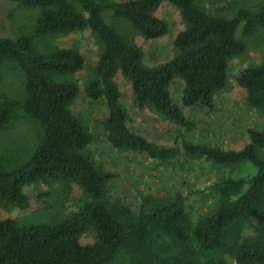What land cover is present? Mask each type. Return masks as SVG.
<instances>
[{
  "label": "trees",
  "instance_id": "obj_1",
  "mask_svg": "<svg viewBox=\"0 0 264 264\" xmlns=\"http://www.w3.org/2000/svg\"><path fill=\"white\" fill-rule=\"evenodd\" d=\"M25 8L40 9L31 33L17 37L0 36V63L14 60L25 76L23 100L0 98V129L20 108L36 119L42 137L30 157L18 167L0 166V199L22 204L24 186L39 178L72 181L87 195L83 205L62 220L50 223L19 224L0 217V264H107L125 249L141 264H264V159L257 148L264 146V131L247 128V141L240 149H222L183 141L191 157L220 165L241 161L254 166L252 174L224 177L211 188L219 204L193 220L181 197L158 205L140 207L124 216L108 206L106 186L113 173L94 164L84 150L91 135L70 109L80 92L75 80L57 77L80 71L85 60L74 47H57L38 52L35 37L65 34L89 29L102 44L94 67V77L85 84L87 99L101 101L106 108L102 119L108 144L117 149L165 160L173 148L163 147L131 129L126 108L114 76L126 77L137 108L153 106L184 130L193 127L186 109L214 107V94L228 78V62L241 54L245 43L237 35L250 34L256 25L263 29L264 6L256 11L240 8L234 15L210 14L199 0H9ZM163 2L180 12L184 27L173 40L177 49L162 64L142 65L143 50L127 43L103 14L128 20L147 38H159L169 30L168 22L154 14ZM182 82L179 100L171 85ZM248 103L264 107V61L246 66L236 75ZM95 230L92 243L80 238L89 228ZM172 243L169 251L165 241Z\"/></svg>",
  "mask_w": 264,
  "mask_h": 264
},
{
  "label": "rangeland",
  "instance_id": "obj_2",
  "mask_svg": "<svg viewBox=\"0 0 264 264\" xmlns=\"http://www.w3.org/2000/svg\"><path fill=\"white\" fill-rule=\"evenodd\" d=\"M71 1L80 9L75 0ZM197 3L210 14L227 17L234 15L240 8L256 11L264 6V0H199ZM39 12L37 7L25 8L9 0H0V36L17 37L31 33ZM154 14L164 18L169 25L168 32L155 39L145 37L122 17L114 16L109 11L103 14L104 20L127 43L143 50L141 62L147 67L162 64L176 54L177 49L172 40L185 24L179 10L168 2L160 4ZM236 32L243 39L245 49L229 59L227 82L215 92L214 107L204 109L194 106L186 109L193 121L190 130L182 129L151 105L137 108L129 80L120 71L116 72L114 82L126 108L129 126L156 144L173 148V154L165 160L113 148L106 141L102 125L106 108L101 101L87 99L83 91L85 84L94 77V67L102 52L101 42L89 29L35 37L34 48L38 52L57 47H74L84 57L85 65L80 71L57 79L75 80L79 84L80 92L70 109L90 132L91 142L84 150L87 157L97 166L113 173L105 192L109 207L128 217L142 206L148 208L181 197L190 217L196 220L219 204V197L211 188L215 181L224 177L237 178L255 171L254 166L246 161L220 165L191 157L181 146L183 141H190L222 149H240L247 141L248 127L264 131V107L248 103L244 88L236 82V75L242 68L256 66L264 61L263 29L256 25L250 34H244L240 24ZM181 89L180 80L172 83L171 93L177 101ZM25 93L22 69L14 60L5 59L0 63V98L21 101ZM41 137L40 123L17 108L10 123L0 129V166L12 169L24 163ZM257 154L264 159V146L257 148ZM24 192L26 201L22 204L0 199V217L12 218L19 224L55 222L79 209L87 199L80 186L68 180L39 178L26 184ZM94 240L95 230L91 227L80 238L82 243H92ZM164 246L169 251L172 249V243L168 240ZM107 264L141 263L122 249ZM230 264L235 262L232 260Z\"/></svg>",
  "mask_w": 264,
  "mask_h": 264
}]
</instances>
